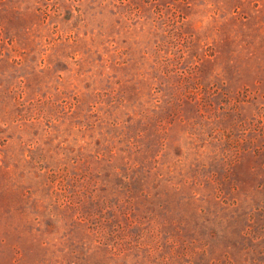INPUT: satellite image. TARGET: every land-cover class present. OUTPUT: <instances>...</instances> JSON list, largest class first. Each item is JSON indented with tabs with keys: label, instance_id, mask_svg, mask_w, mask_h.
Here are the masks:
<instances>
[{
	"label": "rangeland",
	"instance_id": "1",
	"mask_svg": "<svg viewBox=\"0 0 264 264\" xmlns=\"http://www.w3.org/2000/svg\"><path fill=\"white\" fill-rule=\"evenodd\" d=\"M0 264H264V0H0Z\"/></svg>",
	"mask_w": 264,
	"mask_h": 264
}]
</instances>
